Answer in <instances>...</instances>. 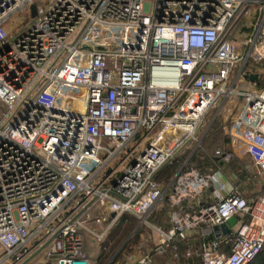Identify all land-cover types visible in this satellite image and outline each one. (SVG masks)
<instances>
[{"label": "built area", "instance_id": "built-area-1", "mask_svg": "<svg viewBox=\"0 0 264 264\" xmlns=\"http://www.w3.org/2000/svg\"><path fill=\"white\" fill-rule=\"evenodd\" d=\"M33 1L0 0V264H92L87 237L99 255L122 215L142 224L163 196L169 229L141 235L123 264H154L175 237L244 215L228 250L217 229L198 252L202 264L251 261L264 187L248 200L219 168H182L166 186L157 176L233 96L232 147L264 172V0H40L11 35ZM212 187L211 202L185 211Z\"/></svg>", "mask_w": 264, "mask_h": 264}, {"label": "trees", "instance_id": "trees-1", "mask_svg": "<svg viewBox=\"0 0 264 264\" xmlns=\"http://www.w3.org/2000/svg\"><path fill=\"white\" fill-rule=\"evenodd\" d=\"M258 81L259 84L264 85V82H260V80ZM216 150H219L221 154H216ZM190 152L191 150L186 151V155L184 156H179V154L177 153V155L171 160V162L163 167L161 172L158 174L157 179L162 184L167 185ZM222 154H230V159L228 162H220ZM231 161L237 162L238 168L234 167ZM222 164L226 165V167L228 168V173L235 172L238 174V181L235 183L236 185L241 186L242 183L244 184V182H246L248 172L246 168H244L243 162L239 161L235 152L232 150L229 135H223L221 124L218 118H215L210 124L205 135L202 137L199 145L187 160L185 166L183 167V170L196 168L201 172H204L217 167L221 168ZM168 165L172 166L167 168ZM246 185L247 184H245L243 187H245ZM258 194L259 192L255 194L247 193L244 195V197L250 200L252 198H256ZM236 218L238 221H246L249 219V216H236ZM137 221V218L133 215H122L116 225L110 230L105 242L103 243V247H105L97 257L94 264H107L116 249L123 243L125 238L137 225ZM139 230L140 228H137L135 230L132 237L125 243V245L114 256L109 264H123V253L128 247V242L131 241L132 238L137 237ZM232 233L233 231L231 229L224 235V240L222 242V248L224 250H228L229 248V242L232 238ZM193 235L194 233L186 238L175 237L173 239V243L176 248L174 250L171 248H167L163 254L158 255L159 257L156 256L154 259L155 264H202L198 252L201 242L199 237L197 238ZM247 264H264V246L262 250Z\"/></svg>", "mask_w": 264, "mask_h": 264}, {"label": "rangeland", "instance_id": "rangeland-1", "mask_svg": "<svg viewBox=\"0 0 264 264\" xmlns=\"http://www.w3.org/2000/svg\"><path fill=\"white\" fill-rule=\"evenodd\" d=\"M39 2H40V0H34L24 10H20V11L16 12L12 16V18L10 19V24L7 26V28L10 31L11 35H14V34L18 33L21 29H23L24 23L29 22L30 20H32L35 17V15H36V7H37V4ZM253 6H256V5H253ZM241 24H242V22H241ZM241 24L236 28L238 30L236 32V34L237 35L240 34V37H239L240 39L243 38L244 35L248 32L247 28H245V29L241 28ZM259 80H260V82H264V73L259 78ZM258 86H263V85L258 84ZM240 87L247 88L248 85L246 83H243V84L240 85ZM221 100H222V98L219 99V101L216 103V105H214L215 107H213L209 111V113L207 114V116H206V118L204 120V123L202 124V127L199 129V131H198V133L196 135V140H194V141L192 140L191 142L187 143L186 146H183L178 151L179 156H184V155H186V151L191 150V152L189 153V155L184 160V162L182 163L181 166H183V167L185 166L187 160L189 159V157L191 156L193 151L196 149V147L201 142L202 137L207 132V130H208L209 126H210L209 124H211L212 121L215 118H218V120H219V122L221 124V129H222L223 135L224 134L229 135L230 120L232 119L233 115L237 112V107H238V104H239L240 100L238 98L234 97V96L231 97V99L228 98L227 100L222 101V103H221ZM4 110H5V108L1 104L0 105V113L3 112ZM238 150L239 151H236L235 154L238 157L239 161L243 162L244 168H246V170H247V172L249 174L252 170H255L254 167H253V164L250 162V159L248 158L247 155L246 156L243 155V152L240 151L241 148H238ZM231 163H232V165L234 167L238 168L237 162H235V161L232 162L231 161ZM171 166L168 165L167 168H169ZM181 166H180V168H181ZM225 168L228 169L226 166H225ZM104 171H106V169L102 170L100 172V174H102ZM247 176H248L247 180H249V181H247L246 184L251 186V191L254 194L258 193L264 187V172H261L260 174H256V178L255 179L252 178L251 175H247ZM163 186H166V185L163 184ZM137 220H138L137 221V225H136L137 227L136 226L134 227V229L129 233V235L125 238V240L127 239V241H128L132 237V235L134 234L135 230L137 228H139V225H138L139 224V219L137 218ZM140 225H142V224H140ZM155 238H156V236L153 235V240H155ZM138 241H139V239H136L134 237V238H132L131 241L128 242V247L123 253V255H129V256H126V258L127 257H134V256L140 254L139 249L137 248ZM89 242L92 243L91 240ZM91 248L92 247H90V249ZM117 249H116V251H117ZM93 253H94V251H92V250L89 252V259L91 261L95 257V255ZM39 260H41V259L39 258ZM46 261L48 262L49 260L46 258ZM33 264H42V263H40L37 259H35V262ZM154 264H155V262H154Z\"/></svg>", "mask_w": 264, "mask_h": 264}, {"label": "crops", "instance_id": "crops-1", "mask_svg": "<svg viewBox=\"0 0 264 264\" xmlns=\"http://www.w3.org/2000/svg\"><path fill=\"white\" fill-rule=\"evenodd\" d=\"M230 144H231V142H230ZM231 147H232V144H231ZM232 150L234 152L239 151L238 149L233 148V147H232ZM240 151H242L243 155L246 156V153H244L243 150H240ZM250 162H251V160H250ZM225 166H226L225 164H222L221 168H219V167H217V168L222 170L223 178H224L225 182L228 184L227 186L234 185V186L238 187L242 191L243 196L245 194H247V193H251L252 194L253 192L251 191V186L250 185H246L245 187H243L247 183V181H249V180H246V182H244V184L242 183L241 186L240 185L239 186L236 185L235 183L238 181V174L235 173V172H229L228 173L227 169L225 168ZM256 174L257 173L255 172V170H252L248 175H251L252 178L255 179L256 178ZM217 193H218L217 190L215 188H213V187L208 189L203 194V196L200 199V201H198V202L197 201H193V202H191L189 204L185 202L184 203L185 211L191 212V213L196 211L199 208V206L211 202L214 199V196ZM170 211H171V206H169L166 197L165 196L161 197L156 202L155 206L151 209V211L148 213V215L146 216L145 222H143L142 225H140V222H139L138 225H139L140 230L138 231L136 239H139L141 235L152 234V236L153 235L156 236V238H155V241H156L157 240V235L155 234V229L158 228V229H161L163 231H166L170 227V221H169ZM159 220H161V221H159ZM212 231H213V229H207V228H204V227H200V228H198L197 230H195L193 232L194 233L193 236H195L197 238L199 237L200 242H202L203 240H207V239H209L212 236V234H213ZM87 238H86V241H85V250L87 252L88 257H89V252L91 250L94 251L93 254L95 255V257L91 261L92 264H94L96 262L97 257L100 254L99 255L96 254L95 247L92 245L91 242H89L90 239L89 238L87 239ZM90 247H92V248L90 249ZM113 255L111 256V258L107 262V264H109L112 261V259L114 258ZM32 262L33 263L35 262V258L34 259L33 258L27 259V260H25L24 263H21V264H33ZM3 264H7V263L4 262ZM115 264H117V263H115Z\"/></svg>", "mask_w": 264, "mask_h": 264}, {"label": "water", "instance_id": "water-1", "mask_svg": "<svg viewBox=\"0 0 264 264\" xmlns=\"http://www.w3.org/2000/svg\"><path fill=\"white\" fill-rule=\"evenodd\" d=\"M245 78H247L250 81H254L257 78V74H248V75L245 74ZM182 167L183 166H181V168H179V170H181ZM236 223H237V218L235 216H232L225 223L221 224L220 226H213L212 229L213 230L220 229L223 234H226L230 231L231 228H233L236 225ZM126 241H127V239L125 241H123V243L117 249V251L115 252L113 257L121 250V248L124 246Z\"/></svg>", "mask_w": 264, "mask_h": 264}]
</instances>
